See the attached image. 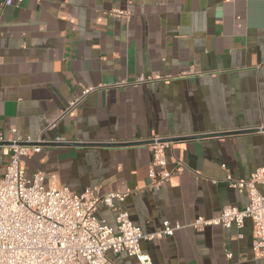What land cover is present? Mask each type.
Segmentation results:
<instances>
[{"label":"crops","instance_id":"crops-1","mask_svg":"<svg viewBox=\"0 0 264 264\" xmlns=\"http://www.w3.org/2000/svg\"><path fill=\"white\" fill-rule=\"evenodd\" d=\"M5 1L0 137L39 145L24 177L40 172L45 188L76 194L129 192L115 204L143 235L182 226L140 240L152 264H264L249 219L241 229L184 227L244 208L246 192L231 182L264 166L255 131L264 127V0ZM152 138L169 140L159 188L148 177ZM6 165L0 150V176ZM115 214L96 212L110 227ZM106 258L139 264L124 252Z\"/></svg>","mask_w":264,"mask_h":264},{"label":"built area","instance_id":"built-area-1","mask_svg":"<svg viewBox=\"0 0 264 264\" xmlns=\"http://www.w3.org/2000/svg\"><path fill=\"white\" fill-rule=\"evenodd\" d=\"M8 4L6 0L5 5ZM111 15L127 19L129 12L113 10ZM89 91L84 90L83 94ZM255 131L262 135L264 151V127ZM148 143L152 155L148 177L151 187L159 188L170 176L165 171V148L169 143L162 138H152ZM0 150L7 158L0 176V264H112L106 255L120 252L134 257L139 264H152L151 258L142 253L140 240L170 237L182 228L164 223L160 230L143 235L115 204L122 203L129 192L98 196L86 190L76 194L65 186L45 188V175L40 172L25 178L23 159L40 150L29 138L6 142L0 137ZM179 171L180 166L176 168ZM231 186L245 190L244 208L226 206L218 217L197 218L184 227L195 231L208 226L241 229L244 220L249 219L253 226V252L264 259V166L256 169L247 181L231 182ZM99 205L116 211L114 227L96 216Z\"/></svg>","mask_w":264,"mask_h":264},{"label":"water","instance_id":"water-1","mask_svg":"<svg viewBox=\"0 0 264 264\" xmlns=\"http://www.w3.org/2000/svg\"><path fill=\"white\" fill-rule=\"evenodd\" d=\"M165 142H168L169 140H164Z\"/></svg>","mask_w":264,"mask_h":264}]
</instances>
